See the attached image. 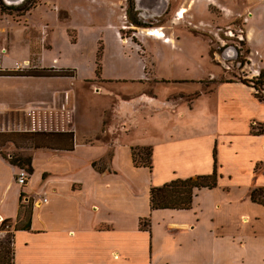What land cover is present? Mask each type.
Listing matches in <instances>:
<instances>
[{
    "label": "crops",
    "instance_id": "1",
    "mask_svg": "<svg viewBox=\"0 0 264 264\" xmlns=\"http://www.w3.org/2000/svg\"><path fill=\"white\" fill-rule=\"evenodd\" d=\"M208 3L195 1V23ZM187 5L182 3L178 19ZM27 29L0 15V71L31 60ZM154 39L172 43L166 35ZM73 85L70 77L0 76V134L32 132V111L43 121L49 111L63 109L72 119L65 132L73 135V147L33 150L34 173L25 188L17 183L20 169L0 152V219L17 223L21 205L33 202L31 230L15 232V264H264V206L251 199L254 189L264 187V172L245 185L231 177L226 182L219 165L218 187L197 190L190 210L151 209L153 188L211 175L215 150L220 164L213 124L185 114L186 119L163 121L151 131L149 113L165 106L183 110L157 91L156 97L143 93L141 101L149 102L142 108V102L122 97L117 105L101 107L99 115L93 111L92 121V109L82 111L74 99ZM249 134L264 138L252 135L250 126ZM137 147H152V169L136 167ZM146 219L149 230L141 228Z\"/></svg>",
    "mask_w": 264,
    "mask_h": 264
},
{
    "label": "rangeland",
    "instance_id": "2",
    "mask_svg": "<svg viewBox=\"0 0 264 264\" xmlns=\"http://www.w3.org/2000/svg\"><path fill=\"white\" fill-rule=\"evenodd\" d=\"M2 1L22 8L34 5L24 14L0 11V15L21 22L28 28L26 36L32 37L31 60L18 63L15 69L31 74L55 68L74 74L70 77L74 99L78 98L82 111L92 109V121L93 111L99 115L101 107L117 105L122 97L142 102L141 108L149 102L141 101L143 93L169 97L183 110L165 106L164 111L149 113L151 131L163 121L186 118L213 124L220 151L218 169L220 165L226 182L231 177L232 182L246 185L264 172V138L253 139L249 134V126L254 132L264 128V103L254 96L256 91L250 93L240 83L260 78L264 72V41L259 40L264 36V0H209L207 10L197 14L196 23V0ZM182 3L190 7L187 5V14L178 19ZM157 29L172 43L165 45V39L161 42L147 35ZM170 56L176 60L169 62ZM143 72L150 75L140 76ZM259 95L264 98V85ZM3 142L0 139V146ZM15 142L17 145L9 142L2 146L8 157L31 156L35 150L28 148L30 139L18 137ZM104 165L105 161L99 168ZM7 236L1 231L0 241L8 244Z\"/></svg>",
    "mask_w": 264,
    "mask_h": 264
},
{
    "label": "trees",
    "instance_id": "3",
    "mask_svg": "<svg viewBox=\"0 0 264 264\" xmlns=\"http://www.w3.org/2000/svg\"><path fill=\"white\" fill-rule=\"evenodd\" d=\"M31 6L22 8L23 5L19 6H7L2 0H0V11L2 14L12 15L13 13H27L31 10ZM24 70L15 69L11 71H0V76L6 77H73L74 74L69 71L55 68L45 69L42 68L38 72L29 73ZM264 72L261 73L260 78L252 80H240V83L247 86L250 89L256 91L254 96L261 102L264 103V98L259 95V89L264 85L263 82ZM254 128L251 130V134L255 136L264 135V128L259 132H254ZM26 138L30 139L31 145L28 148L33 149H64L73 147V135L71 133H34V132H11L0 134V139L4 142L2 146L9 142H15V138ZM58 139V140H57ZM56 140V142H55ZM17 145V143H16ZM0 146V152L3 156L10 161V163L20 170H25L31 176L34 173L33 158L32 156H7L2 151ZM146 153V155H144ZM144 156V157H143ZM153 149L152 147H137L133 148V160L136 167H146L149 169L153 168L152 164ZM215 166L214 171L211 175L198 176L196 178H190L187 180H176L165 184L162 187H156L151 190V209L152 210H190L194 203V197L197 190L202 189H215L218 187L219 174L217 152H214ZM97 166V164H94ZM26 197L22 193L21 199ZM251 199L254 203L264 206V187L256 188L252 191ZM32 216H33V202L32 200L28 203V206L21 205L20 207V218L15 226L13 227L12 220H5L2 224L1 231L8 233L7 240L8 244L0 241V264H15V249H14V238L15 232L20 230L29 231L32 227ZM141 228L143 230H149L150 221L145 220L142 222Z\"/></svg>",
    "mask_w": 264,
    "mask_h": 264
},
{
    "label": "built area",
    "instance_id": "4",
    "mask_svg": "<svg viewBox=\"0 0 264 264\" xmlns=\"http://www.w3.org/2000/svg\"><path fill=\"white\" fill-rule=\"evenodd\" d=\"M20 69V68H19ZM30 117L32 120V127L33 131H39L35 133H54V134H60V133H68L65 132V125H70L72 123L71 115L70 113H66L63 109H60L58 111H52L44 115L43 121L41 120L40 114H36L35 112L30 113ZM30 175L25 170H20L17 178V183L20 187H24L28 180ZM45 199L43 202H46ZM3 220L0 219V222Z\"/></svg>",
    "mask_w": 264,
    "mask_h": 264
},
{
    "label": "bare ground",
    "instance_id": "5",
    "mask_svg": "<svg viewBox=\"0 0 264 264\" xmlns=\"http://www.w3.org/2000/svg\"><path fill=\"white\" fill-rule=\"evenodd\" d=\"M10 1V0H9ZM179 15V14H178ZM148 35L149 36H154V37H157V38H165V35L162 34L161 32H159L158 30H150L148 32Z\"/></svg>",
    "mask_w": 264,
    "mask_h": 264
},
{
    "label": "water",
    "instance_id": "6",
    "mask_svg": "<svg viewBox=\"0 0 264 264\" xmlns=\"http://www.w3.org/2000/svg\"><path fill=\"white\" fill-rule=\"evenodd\" d=\"M22 1H25V0H10V3L11 4H15V3H18V2H22Z\"/></svg>",
    "mask_w": 264,
    "mask_h": 264
}]
</instances>
